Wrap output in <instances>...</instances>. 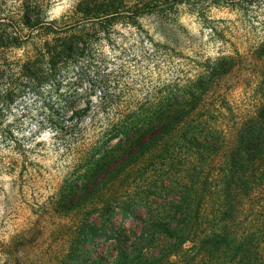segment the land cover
Here are the masks:
<instances>
[{
  "label": "rangeland",
  "instance_id": "rangeland-1",
  "mask_svg": "<svg viewBox=\"0 0 264 264\" xmlns=\"http://www.w3.org/2000/svg\"><path fill=\"white\" fill-rule=\"evenodd\" d=\"M229 1L71 0L58 20L45 22L48 0H0L2 264H74L85 221L97 223L103 209L123 211L143 197L146 182L161 181L155 148H121L122 134L108 139L106 127L226 87L244 127L250 104L264 101V0ZM182 16L192 19L181 23ZM189 24L199 25L195 33ZM63 46L61 59L52 58ZM28 65L40 69L38 81L24 74ZM210 172L212 233L225 180L215 166ZM248 176L246 222L232 233L225 226L221 264H264V173L248 169ZM209 252L215 263L212 240Z\"/></svg>",
  "mask_w": 264,
  "mask_h": 264
},
{
  "label": "trees",
  "instance_id": "trees-1",
  "mask_svg": "<svg viewBox=\"0 0 264 264\" xmlns=\"http://www.w3.org/2000/svg\"><path fill=\"white\" fill-rule=\"evenodd\" d=\"M66 49L63 46L51 57L61 59ZM33 66L22 70L38 81L42 73ZM12 90L18 93L21 87L16 85ZM230 90L226 87L218 94L215 90L191 92L181 96L172 111H150L141 121L105 128L103 134L109 135L108 139L122 134L121 148H155L162 158V168L156 173L161 181L146 182L139 192L143 197L130 202L123 211L103 209L95 219L97 223L85 221L81 229L84 251L70 256L72 263L221 264L219 251L225 226H231L232 233L236 225L246 222L251 198L245 189H251L252 181L245 173L248 169L264 173V101L261 106L250 104L252 113L242 127L239 104L230 98ZM166 155L168 158L163 159ZM213 166L217 176L225 180L224 203L218 202L217 229L209 233L208 187ZM107 214L115 216L117 222L104 217ZM239 217L242 220L235 222ZM228 218L229 223L222 225ZM96 237L99 239L94 241ZM211 240L218 251L215 263L209 252ZM91 242L96 243L97 251H87Z\"/></svg>",
  "mask_w": 264,
  "mask_h": 264
},
{
  "label": "clouds",
  "instance_id": "clouds-1",
  "mask_svg": "<svg viewBox=\"0 0 264 264\" xmlns=\"http://www.w3.org/2000/svg\"><path fill=\"white\" fill-rule=\"evenodd\" d=\"M70 7H71V0H48V7L44 11L45 22L52 21V20H58L61 17V15L64 14ZM180 7H183V5H180ZM212 13H214L216 15H220V16H223L226 14L225 12L216 13L215 8L212 9ZM190 19H192V18L182 16V17H180V22L181 23H188V21ZM117 27H119V26L117 25ZM189 27L191 28L192 32L195 33L196 29H197V27H199V25L189 24ZM21 51H23V50L22 49L17 50L16 54L19 56ZM8 119L11 120L12 117L9 116ZM41 138H44V137H41ZM4 179L7 180L8 177H5ZM12 227H14V225ZM4 240L6 242V237H4ZM0 264H2V262H0Z\"/></svg>",
  "mask_w": 264,
  "mask_h": 264
}]
</instances>
